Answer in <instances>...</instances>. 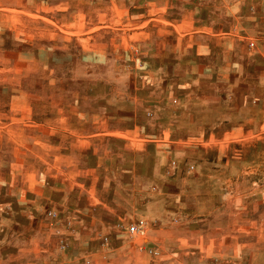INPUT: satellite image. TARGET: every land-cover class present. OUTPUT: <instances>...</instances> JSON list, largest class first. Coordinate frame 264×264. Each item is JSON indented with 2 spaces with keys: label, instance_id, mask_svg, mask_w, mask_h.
Here are the masks:
<instances>
[{
  "label": "rangeland",
  "instance_id": "374dc122",
  "mask_svg": "<svg viewBox=\"0 0 264 264\" xmlns=\"http://www.w3.org/2000/svg\"><path fill=\"white\" fill-rule=\"evenodd\" d=\"M199 2L0 0V264H127L104 248L110 235L78 228L101 215L104 186H76L65 200L53 181L55 147L119 148L133 138L144 148L176 127L162 119L188 99L241 102L264 72V0ZM196 7L208 25H178ZM76 114L109 129L61 138L55 129L83 125L65 122ZM136 126L143 140L128 131Z\"/></svg>",
  "mask_w": 264,
  "mask_h": 264
},
{
  "label": "crops",
  "instance_id": "0c3cea01",
  "mask_svg": "<svg viewBox=\"0 0 264 264\" xmlns=\"http://www.w3.org/2000/svg\"><path fill=\"white\" fill-rule=\"evenodd\" d=\"M176 22L208 25L199 7ZM192 74L196 87L201 78ZM73 117L83 125L55 129L61 138L76 141L109 129L96 128V117L88 114L65 122ZM162 120L178 124H167L144 148L133 138L119 148L76 142L55 147L53 181L65 200L76 186H104L101 215L78 228L110 235L104 248L119 259L128 255L127 264H264V181H254L264 172V72L240 103L198 96L183 103L181 113H167ZM128 131L143 140L137 126ZM130 223H143L145 233H132ZM137 235L148 238L135 243Z\"/></svg>",
  "mask_w": 264,
  "mask_h": 264
},
{
  "label": "built area",
  "instance_id": "2783aa9c",
  "mask_svg": "<svg viewBox=\"0 0 264 264\" xmlns=\"http://www.w3.org/2000/svg\"><path fill=\"white\" fill-rule=\"evenodd\" d=\"M143 223H141L140 226H137V225H131L130 227V231L132 233H140V234H144L145 233V230H144V227L142 225Z\"/></svg>",
  "mask_w": 264,
  "mask_h": 264
}]
</instances>
